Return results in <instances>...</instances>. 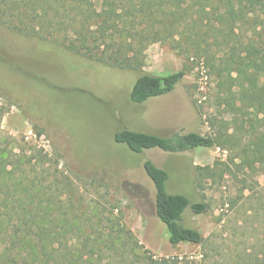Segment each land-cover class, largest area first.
Here are the masks:
<instances>
[{
    "label": "rangeland",
    "instance_id": "rangeland-1",
    "mask_svg": "<svg viewBox=\"0 0 264 264\" xmlns=\"http://www.w3.org/2000/svg\"><path fill=\"white\" fill-rule=\"evenodd\" d=\"M10 5L0 7V142L15 137L28 155L39 157L35 175L48 168L68 176L69 200L82 220L108 225V218H119L143 245L140 251L155 258L180 256L193 264L264 262V171L245 152L246 128H251L248 122L241 126L247 117L232 104L240 105L242 95L220 61L222 52L206 43L197 50L192 43L181 40L178 46L169 39L145 48L141 71L119 70L26 37L17 26L32 29L38 22H31L28 11L18 12L16 3ZM244 31L238 30L243 38ZM180 69L186 74L172 92L140 104L130 100L141 73ZM250 111L255 130L264 132L258 121L263 114L256 117L255 107ZM121 128L213 136L228 129L223 146L136 153L115 141ZM146 159L170 173V192L185 193L192 201L204 196L208 211L196 215L188 210L184 216L186 225L202 232L204 244L169 242L156 216Z\"/></svg>",
    "mask_w": 264,
    "mask_h": 264
},
{
    "label": "trees",
    "instance_id": "trees-1",
    "mask_svg": "<svg viewBox=\"0 0 264 264\" xmlns=\"http://www.w3.org/2000/svg\"><path fill=\"white\" fill-rule=\"evenodd\" d=\"M10 2L19 5L18 12L28 11L31 22H38L32 29L17 26L26 37L52 42L56 49L119 70L141 71L145 48L158 41L172 39L180 46L184 40L197 50L203 43L216 46L222 52V65L237 81L242 95L240 105L233 99L232 104L247 117L241 126L248 122L251 128H246L245 152L264 171V132L255 130L250 114V108H257L255 116L262 113L258 121L264 125V0H0V7L4 4L11 9ZM245 27L243 38L238 30ZM185 74L183 69L141 73L129 98L140 104L168 94ZM2 115L0 109V119ZM227 129L221 128L213 136L197 131L161 135L121 128L114 139L136 153L152 148L178 153L223 146ZM11 139L0 142V264L194 263L185 257L155 258L140 251L143 245L119 218H108V225L92 218L82 220L74 201L69 200L73 195L69 177L51 174L48 168L35 175L39 157L28 155L17 138ZM143 167L154 183L156 216L165 224L169 242L204 244L202 232L184 222L188 210L196 215L208 211L204 196L192 201L185 193H172L165 168L151 159Z\"/></svg>",
    "mask_w": 264,
    "mask_h": 264
}]
</instances>
